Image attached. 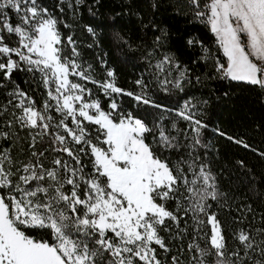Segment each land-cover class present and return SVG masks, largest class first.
Returning <instances> with one entry per match:
<instances>
[{"label":"snow or ice","instance_id":"1","mask_svg":"<svg viewBox=\"0 0 264 264\" xmlns=\"http://www.w3.org/2000/svg\"><path fill=\"white\" fill-rule=\"evenodd\" d=\"M188 2L195 5L196 19L210 27L226 57V65L216 66L222 78L264 91V0H205L204 10L198 0ZM13 14L19 20L16 24ZM58 24L38 0H0V88L13 83L14 71L41 74L47 92L42 105L18 85L7 92V104L15 110L16 125L32 134V149L37 138L44 142L48 137L45 151L58 154L50 162L52 167H45L40 160L45 153L33 150L36 161L16 168L11 149L0 151V264H162L159 250L170 249L160 231L171 230L169 221L179 229L181 220L189 217L194 235L187 246L191 254L187 264H245L250 252L260 257L252 264H264V239L256 242L242 230L237 239L243 255L239 250L228 253L220 223L210 212L209 201H216L220 193L197 154L207 125L187 105L177 112L189 122L192 136L188 158L181 154L172 164L146 142L145 133L154 129L131 113L116 115L115 101L109 104L110 111H104L98 99H89L93 92L86 87L94 84L105 97L129 95L138 103L159 107L144 92V81H136L142 89L136 94L118 87L111 70L105 80L94 79L91 65L78 62L72 36L66 38L71 56L62 55L64 38ZM88 31L93 33L92 28ZM152 67L164 91L169 85L182 88L186 72L172 56L165 54ZM174 70L179 74L170 79ZM7 111L0 106V115ZM87 125L96 126L99 144L90 138ZM12 126L11 120L5 124ZM158 127L154 139L161 148L184 147ZM9 138L8 133H0V139ZM234 142L250 148L242 140ZM169 201H175V210L169 209ZM26 230H41V238ZM201 239L205 247L200 246ZM171 264L185 262L174 255Z\"/></svg>","mask_w":264,"mask_h":264},{"label":"trees","instance_id":"2","mask_svg":"<svg viewBox=\"0 0 264 264\" xmlns=\"http://www.w3.org/2000/svg\"><path fill=\"white\" fill-rule=\"evenodd\" d=\"M38 2L59 21L58 28L64 38L62 55L71 56L66 38L72 36L79 53L78 62L84 67L91 65L94 79L105 80L107 71L111 70L118 87L136 94L142 91L136 81H144L147 85L144 92L159 107L138 103L129 95L105 97L94 84H86V87L93 92L89 99H98L104 111H110L109 104L115 101L119 106L116 115L131 113L149 129H154V132L145 133L146 142L154 150L159 148V154L168 157L172 164L181 158V154L188 158L187 145L191 143L192 136L189 122L179 117L177 112L187 105L188 110L207 125L201 131L203 146L197 148V154L201 158L199 163L207 164L220 193L216 201H209L212 205L210 212L215 213L220 223L227 252L239 250L243 255V246L237 239L242 230L256 242L264 239V231H258L264 229V155L260 154L264 153V91L257 86L222 78L217 72V63L226 65V58L210 27L196 19L195 5H190L188 0H81L79 4L75 0ZM198 2L204 10L205 0ZM69 4L73 6L70 8ZM11 19L13 24L19 22L15 14ZM89 28L94 34L88 31ZM157 37H161L159 42ZM11 39L15 41L16 37L13 35ZM149 52L154 55L148 57ZM165 54L172 56L180 69L186 72L180 89L169 85V90L164 91L159 84L152 66ZM178 74L174 70L169 78ZM2 79L3 74L0 73ZM11 79L13 83L5 82L6 87L0 88V106L8 108L0 115V133H8L10 137L8 140L0 139V151L5 147L11 149L16 168L36 161L32 156L33 150L43 151L41 162L45 167H52L50 162L58 154L45 151L49 147V138L44 137V142L37 138L35 149H32V134L16 125L12 115L15 110L7 104V92L18 85L36 100L38 106L42 105L47 92L41 74L17 70ZM71 79L84 83L75 77ZM9 120L13 122L11 128L5 127ZM158 126H162L167 135L175 136L184 147L178 151L161 148L154 139L159 134ZM87 127L90 138L99 144L96 126ZM234 140H242L250 148ZM241 161L243 164L239 163ZM85 163L91 171L87 157ZM167 206L175 210V201H169ZM167 223L171 230H161L160 235L170 251L159 250V258L162 264H171V257L175 255L187 264L191 255L187 246L194 235L193 222L190 217L186 222L181 220L179 229L171 221ZM26 232L36 235V238L42 235L41 230ZM43 238L50 239V236ZM199 244L205 247L206 241L201 239ZM181 249L184 250L183 255ZM259 258L257 253L250 252L245 264H252Z\"/></svg>","mask_w":264,"mask_h":264},{"label":"rangeland","instance_id":"3","mask_svg":"<svg viewBox=\"0 0 264 264\" xmlns=\"http://www.w3.org/2000/svg\"><path fill=\"white\" fill-rule=\"evenodd\" d=\"M215 36V35H214ZM242 39H244L245 40V42H246V38L245 37H242ZM222 50V49H221ZM223 52V51H222ZM226 58V57H225ZM226 63H227V60H226Z\"/></svg>","mask_w":264,"mask_h":264}]
</instances>
